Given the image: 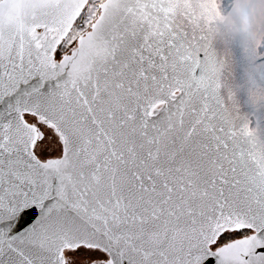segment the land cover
Returning <instances> with one entry per match:
<instances>
[{
    "label": "snow or ice",
    "instance_id": "snow-or-ice-1",
    "mask_svg": "<svg viewBox=\"0 0 264 264\" xmlns=\"http://www.w3.org/2000/svg\"><path fill=\"white\" fill-rule=\"evenodd\" d=\"M0 264H264V0H0Z\"/></svg>",
    "mask_w": 264,
    "mask_h": 264
}]
</instances>
